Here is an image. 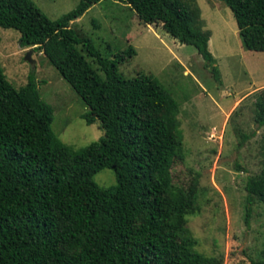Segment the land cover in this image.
<instances>
[{"label": "trees", "instance_id": "1", "mask_svg": "<svg viewBox=\"0 0 264 264\" xmlns=\"http://www.w3.org/2000/svg\"><path fill=\"white\" fill-rule=\"evenodd\" d=\"M101 0H80L50 19L32 0H0V27L20 33L19 45L42 52L98 120L103 136L73 151L53 133L52 109L35 73L16 89L0 64V264H222L198 252L186 227L195 209L199 173L186 187L171 169L183 162L179 103L152 74L124 77L118 65L132 45L111 58L73 27ZM145 24L193 45L214 80L220 70L208 48L209 30L181 0H120ZM233 13L242 45L264 52V0H221ZM254 121L264 127V88L254 94ZM113 169L116 184L96 173ZM247 196L264 204V167L248 177ZM251 264H264L263 257Z\"/></svg>", "mask_w": 264, "mask_h": 264}, {"label": "rangeland", "instance_id": "2", "mask_svg": "<svg viewBox=\"0 0 264 264\" xmlns=\"http://www.w3.org/2000/svg\"><path fill=\"white\" fill-rule=\"evenodd\" d=\"M50 19L72 10L80 0H32ZM210 31L208 47L220 70L217 83L193 45L182 44L162 23H142L123 1L101 0L77 18L73 27L90 37L111 58L132 45L136 54L118 65L124 77L154 75L179 103L183 162L171 169L173 183L186 187L195 173L199 186L186 227L194 248L221 256L222 264H251L263 257L264 204L250 199L248 177L264 167V127L254 121V94L264 88V52L243 47L236 20L221 0H181ZM20 33L0 27V64L7 80L24 86L34 72L41 98L53 113L55 136L76 151L98 141V120L88 124L89 108L38 49L21 47ZM210 42V44H209ZM102 187L116 184L113 169L95 174Z\"/></svg>", "mask_w": 264, "mask_h": 264}, {"label": "crops", "instance_id": "3", "mask_svg": "<svg viewBox=\"0 0 264 264\" xmlns=\"http://www.w3.org/2000/svg\"><path fill=\"white\" fill-rule=\"evenodd\" d=\"M209 44H210V42H209ZM209 48V47H208Z\"/></svg>", "mask_w": 264, "mask_h": 264}]
</instances>
